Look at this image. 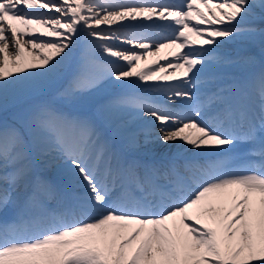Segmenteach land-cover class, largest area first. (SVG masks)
Wrapping results in <instances>:
<instances>
[{
    "label": "snow or ice",
    "instance_id": "snow-or-ice-1",
    "mask_svg": "<svg viewBox=\"0 0 264 264\" xmlns=\"http://www.w3.org/2000/svg\"><path fill=\"white\" fill-rule=\"evenodd\" d=\"M81 37L59 98L117 83L128 90L99 106L105 123L134 117L143 146L180 141L200 155L117 153L91 118L47 102L3 122L0 264H264V70L258 112L201 91L209 65L255 63L225 43L264 52V0H0V109L9 90L54 85ZM145 56L158 59L141 65ZM126 143L141 147L136 133ZM238 144L248 147L232 152ZM57 160L71 191L45 174Z\"/></svg>",
    "mask_w": 264,
    "mask_h": 264
},
{
    "label": "bare ground",
    "instance_id": "bare-ground-1",
    "mask_svg": "<svg viewBox=\"0 0 264 264\" xmlns=\"http://www.w3.org/2000/svg\"><path fill=\"white\" fill-rule=\"evenodd\" d=\"M81 48H80V53H83V51H84V49H85V47H86V41H85V39L83 38L82 40H81ZM229 47V48H233L234 46H233V44H232V42H230V43H225L224 45H223V47H224V50H226V47ZM222 47V48H223ZM10 50H11V46H10ZM153 51H155V49L153 48L152 49ZM166 50V49H165ZM165 50H162V53L161 54H164V53H167L168 51H166V52H164ZM73 52H74V50H73ZM164 52V53H163ZM234 56H232V58H233ZM72 58H73V53H72V55H71V57L69 58V60L66 62V64L68 63V62H71L72 61ZM148 58H150V61H149V63H151L152 61H155V60H157L158 59V57H155L154 59H153V57L151 58V57H148ZM169 59H171V57H169ZM79 61H80V58L78 59V61L76 62V65H78V63H79ZM161 64H163V63H165V61H163V60H161V61H159ZM146 63H148V61H146V62H141L140 61V64L141 65H144V64H146ZM75 65V66H76ZM209 66H220V65H216V64H211V65H209ZM153 67H155V65H153ZM65 68H64V66H63V70H64ZM63 70H62V72H63ZM168 71V73H170L171 72V70L170 69H168L167 70ZM61 72V73H62ZM72 74V73H71ZM207 75V73H205L204 75H202V76H206ZM148 83H154V82H148ZM159 83H161V82H159ZM47 88L48 87H46V88H42V89H38V90H34V91H32V92H29V93H27V94H23V95H21V94H19L18 95V98L17 99H20V98H22L23 96H26V95H32V94H35V92L36 93H38V92H43V91H46L47 90ZM120 89H126L125 87H121V86H119L117 83H112V84H110V85H108V87L106 88V89H104L103 91H105V94L104 95H102V92L103 91H98V92H94V93H91V94H87V96L89 97V98H91V99H89V101L90 102H95V103H98V101H99V103L101 104V103H103L105 100H107L109 97H110V94H109V92L110 91H113V92H115V91H118V90H120ZM116 93H120V92H116ZM114 95H116V94H114ZM8 98V97H7ZM10 98H8L7 100L8 101H6L7 103H9V104H7L6 103V109L7 108H10L11 107V105H13L12 103H11V100H13V99H15V98H12V99H10ZM11 103V104H10ZM1 111H3V109H0V112ZM7 111V110H6ZM6 111H4V112H6ZM150 119V118H149ZM137 120H135V118L134 117H127V116H125L124 118H123V120L121 121V127L122 128H124V129H126L128 132H127V134L126 135H124L125 137L127 136V135H129L130 133H136L138 136H139V139H140V141H141V147H140V149H143V150H145V151H154V150H158V151H160L158 148L160 147L161 149H162V151H166V150H172V148L174 147V143H171V144H165L164 146H162L161 147V142H159V141H155L154 142V146L153 147H150V146H147V147H145V146H143V139H144V136L142 135V133L144 132V131H146V129L144 128V126H143V124L141 123V122H137V123H135ZM133 125V126H132ZM131 127H134V129L132 130V131H129V129L131 128ZM121 139L123 140V138L121 137ZM111 147H112V149L115 151V152H117V153H121L117 148H115L114 146H113V144L114 143H108ZM175 150H181V148H180V146H177L176 148H175ZM193 153H196V152H193ZM191 154V153H190ZM53 167H56L55 169L56 170H54L53 171V174H56L57 172H59L62 176L63 175H65V174H68L69 172H68V166H66V165H64V163H63V161H60V160H57L56 162H55V164H54V166ZM49 171V170H48ZM50 173H51V170H50ZM68 183H69V179H68V181H67Z\"/></svg>",
    "mask_w": 264,
    "mask_h": 264
},
{
    "label": "rangeland",
    "instance_id": "rangeland-1",
    "mask_svg": "<svg viewBox=\"0 0 264 264\" xmlns=\"http://www.w3.org/2000/svg\"><path fill=\"white\" fill-rule=\"evenodd\" d=\"M117 23H119V22H117ZM103 26V25H102ZM93 27H95V25H93ZM228 43H230V42H228ZM232 44H233V48H242V50H245L246 52L244 53V54H241L240 56H238V57H233L234 59L233 60H238L240 57H244V56H248V55H253L254 57L257 55V54H259V53H261L262 51H261V49L257 46V47H251V48H249V47H247V46H245V45H242V44H240L239 42H232ZM79 45H80V42H79ZM78 49L80 48V46L79 47H77ZM227 48H229L228 46H227ZM75 50V49H74ZM240 50V49H239ZM231 52H232V50H231ZM239 52V51H238ZM77 53V54H76ZM75 55H76V57H81L82 55H80V53H78V50H76L75 51ZM152 58V57H151ZM155 58V56L153 57V59ZM146 61H150V58H148L147 56H145L142 60H141V62H146ZM67 65L68 64H65L64 65V68H66L67 67ZM224 66V68L226 69V70H229L230 72H231V74L232 75H234V73L235 72H240V73H242L245 69H246V67L248 66V65H245V64H243V63H235V64H231V65H223ZM173 72V69H171V73ZM72 77V76H71ZM71 77L69 78L68 77V71H66L65 69L63 70V72L61 73V76H60V78L57 80V82L54 84V85H52V86H50V87H48L47 88V90L46 91H43V92H38V93H36L35 92V94H32V96H35V95H41V94H44L45 96H47V97H50V99H48L47 101H45L44 103H51L50 102V100L51 99H53V98H55V99H60V100H62L60 103L61 104H64V105H73V106H76V107H82V106H87V107H98L99 108V106L101 105V104H103V103H99V101H98V103H95V102H90L89 101V99H91V98H89L87 95H85V97H83L81 100H79V101H77V102H68V101H65L64 99H62V98H59L56 94H57V92L60 90V89H62L63 87H66L67 86V84H68V82L70 81V79H71ZM233 77H235V76H233ZM63 81H65L66 83L64 84L63 83ZM55 94V96H51V95H54ZM105 94V91H103L102 92V95H104ZM18 95L19 94H17V93H15V92H13L12 90H9V93H8V98H10V99H12V98H15V99H13V100H11V103H13V102H15V104L16 103H19L20 101H21V98L20 99H17L18 98ZM29 96H31V95H29ZM24 97V96H23ZM7 98V99H8ZM9 99V100H10ZM8 101V100H7ZM7 103V102H6ZM10 103V104H11ZM7 104H9V103H7ZM38 104H41V103H36V104H26V105H24V106H22V108L17 112V114L16 115H14V116H7V117H4L3 119H2V121H1V124L3 123V122H7L8 124H12V123H16V124H18V119H19V117L22 115V114H24L26 111H28L29 109H31V108H33L34 106H36V105H38ZM138 121H136L135 123H137ZM133 126V125H132ZM165 144H161V147L162 146H164ZM148 146H150V147H153L154 146V144H151V145H148ZM160 148V147H159ZM158 148V149H159ZM191 151H193V150H191ZM56 167H53L51 170H56L55 169Z\"/></svg>",
    "mask_w": 264,
    "mask_h": 264
}]
</instances>
